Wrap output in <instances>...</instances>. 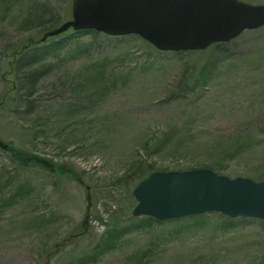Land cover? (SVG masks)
Wrapping results in <instances>:
<instances>
[{"label":"rangeland","instance_id":"rangeland-1","mask_svg":"<svg viewBox=\"0 0 264 264\" xmlns=\"http://www.w3.org/2000/svg\"><path fill=\"white\" fill-rule=\"evenodd\" d=\"M70 1L0 5V98L15 86L2 80L11 53L69 20ZM61 40L32 95L21 86L0 111L12 150L0 149V264H264L262 221L153 222L132 216L131 195L156 171L264 181V26L198 52L161 53L136 36ZM15 153L66 171L23 166ZM78 180L90 187L85 227Z\"/></svg>","mask_w":264,"mask_h":264},{"label":"water","instance_id":"water-1","mask_svg":"<svg viewBox=\"0 0 264 264\" xmlns=\"http://www.w3.org/2000/svg\"><path fill=\"white\" fill-rule=\"evenodd\" d=\"M70 13L71 19L46 32L42 41L69 29L87 30L112 37L135 35L160 52H187L229 42L264 26V5L238 0H71ZM0 148L7 149L1 140ZM41 163L54 171L52 165ZM82 187L87 203L84 225L91 196L90 187ZM131 195L137 201L133 217L167 221L218 212L264 222V181L229 178L210 169L153 172L136 184Z\"/></svg>","mask_w":264,"mask_h":264},{"label":"trees","instance_id":"trees-1","mask_svg":"<svg viewBox=\"0 0 264 264\" xmlns=\"http://www.w3.org/2000/svg\"><path fill=\"white\" fill-rule=\"evenodd\" d=\"M6 1L7 0L0 2V5L4 4ZM58 23H60L59 16L46 26H43L41 28L43 32L41 37L46 32L52 30V28H55L54 26L58 25ZM70 32L72 31H68L57 37L49 38L43 43H41L40 41L41 37L35 42H31L32 40L26 41L24 45L20 46L17 50H14L11 53V61H8V66L2 74V80L6 82L13 81L15 86H9L8 94L5 93V95L0 98V111L10 110V101L13 100L14 93L18 91L19 87L22 86L23 88H25L26 92L30 94V96L32 95L34 87L37 85L40 79L45 76L48 71V67L41 66V63L48 59L57 58L56 53L61 51L62 48V38L68 40L74 35H79L82 33H88L93 36L97 34L95 32L81 31L72 32V34L70 35ZM56 39L57 41H55ZM11 78H13L15 81ZM8 151L11 152L12 150L9 148ZM13 158L15 160H18L19 164L23 166H26L28 164H34L39 167L45 168V166L38 161L39 158H35L31 155H18L17 153H15L13 154ZM55 168L58 172L61 171L65 173L66 171L62 167ZM73 177L75 178V175H73ZM78 182L80 181L78 180ZM147 219L149 221L156 222L150 218Z\"/></svg>","mask_w":264,"mask_h":264}]
</instances>
